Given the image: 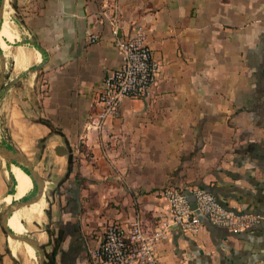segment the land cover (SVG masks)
<instances>
[{
	"label": "crops",
	"instance_id": "obj_1",
	"mask_svg": "<svg viewBox=\"0 0 264 264\" xmlns=\"http://www.w3.org/2000/svg\"><path fill=\"white\" fill-rule=\"evenodd\" d=\"M9 1L15 33L3 20L4 82L23 78L0 98L9 127L0 148L6 141L33 162L44 199L52 189L41 239L48 254L56 248V264H93L109 223L166 218L167 186L210 190L261 221L236 233L201 216L195 236L175 226L158 246L162 264H264V0ZM135 22L163 62L154 96L125 99L103 130L87 129L96 90L121 64L117 39ZM35 204L32 212L43 209ZM0 264H20L1 227Z\"/></svg>",
	"mask_w": 264,
	"mask_h": 264
},
{
	"label": "built area",
	"instance_id": "obj_2",
	"mask_svg": "<svg viewBox=\"0 0 264 264\" xmlns=\"http://www.w3.org/2000/svg\"><path fill=\"white\" fill-rule=\"evenodd\" d=\"M119 21L120 13L115 10L112 24L116 35ZM117 46L121 64L107 73L96 90L95 112L87 129L103 130L108 118L119 114L125 99L148 100L154 96L163 62L154 56L146 41L145 25L135 22L126 35L117 39ZM187 191L192 193L193 200ZM162 195L168 203V216L156 224L141 218L128 224L109 223L100 244L90 250L93 264H162L159 244L168 239L175 226L192 236L200 234L205 228L201 216L236 233H243L261 221L259 215L223 205L213 192L201 187L189 186L186 190L167 186Z\"/></svg>",
	"mask_w": 264,
	"mask_h": 264
},
{
	"label": "rangeland",
	"instance_id": "obj_3",
	"mask_svg": "<svg viewBox=\"0 0 264 264\" xmlns=\"http://www.w3.org/2000/svg\"><path fill=\"white\" fill-rule=\"evenodd\" d=\"M1 1L2 0H0V4H1ZM4 11H5L4 12V19H7L10 22L11 27H12V31L14 32V30H15V23H14L15 20H14L13 12L11 11V4H10L9 0H5V9H4ZM5 21L6 20H4V25H5ZM5 31L8 32V29L5 28ZM8 50H11V48L6 49V51H8ZM0 69H1V61H0ZM7 83H9V82H7ZM2 93L3 92H1V94H0V98H1ZM0 106H1V104H0ZM3 117H4V115L0 111V130H1V133H2L3 138H4V136L6 137V135L9 136V127L7 125V122L4 121ZM5 145H6L5 147L9 146L8 143L6 144V141H5ZM13 163H16V161L8 160V159H6V158H4L3 156L0 155V212L3 210V208L5 207L6 204H10V203H8V195L10 193H12L13 190H14V184H15L14 179H15V176H16L20 166L16 165V164H13ZM17 183L18 184L16 186H18V187L22 186V183L21 184L19 183V179H18ZM36 191H37V188L35 186V190H33L32 193L28 194L27 197L34 195ZM23 193H24V195H26V193L21 190V195L22 196H23ZM51 193H52V189H51V187L49 185V188H48V190L46 192V195H45V198H46V201H47L46 208H45V218L41 222L42 223L41 225L37 223V222L40 221V219L37 220V222H35V225H33L34 222L29 223V222L25 221L24 218L22 219V216L24 214L23 211H25L26 207L30 206V204L27 203V204H25L23 206L22 209L15 210V211H13V210H5L4 211V215H5V217H6L7 221H8L9 228L13 232H15L17 234H22V235H28L29 234V235L33 236L34 238L38 239L39 236L41 235V233L47 227V224L45 223V221H47V215L49 214L48 213L49 212V207L51 205V203H50V200H51L50 199V195H51ZM4 196H5V201L3 200ZM22 199H24V197ZM17 200H21V199H17ZM11 203H13V194H12ZM36 206H37V204L34 203V205L32 204L30 207L34 208ZM14 212H17V215L21 218V220H22V222L24 224V228L27 231V233H25V234L21 233L19 227L17 226V224L15 223L14 219L11 216ZM0 227L3 229L4 233L6 234V237L9 239L13 249L16 251V253H17V255H18L19 259H20V264H36L37 263V257L40 258V256L37 255L38 253H36V257L35 258H34V253H33L32 257H29V255L27 254V251H26L27 248L31 249L29 244L25 243V242H22V241H18V240L12 239L8 235V233L4 230V228H3L1 217H0ZM39 242L44 246V251H45V253L47 255L51 251V248L48 247L47 238L46 239H41V240H39Z\"/></svg>",
	"mask_w": 264,
	"mask_h": 264
},
{
	"label": "water",
	"instance_id": "obj_4",
	"mask_svg": "<svg viewBox=\"0 0 264 264\" xmlns=\"http://www.w3.org/2000/svg\"><path fill=\"white\" fill-rule=\"evenodd\" d=\"M4 9H5V0H2L1 4H0V26L4 20V12H5ZM0 58H1L2 63H3V67H2V70L0 73V94H1V92L8 91L10 88H12L14 85H16L23 78V75L15 78L14 80L10 81L9 83H5L4 80H5L6 60H5L4 54L2 52H0ZM0 155L3 156L4 158L8 159V160L21 161L23 164H25L28 167V172L31 175V177L34 181V184L37 188V191L35 192L34 195L26 197V198L21 199V200H16L13 203L5 205L3 210L0 212L2 226H3L4 230L8 233V235L12 239L28 243L31 246L39 249L41 251V257H42L41 264H45L47 256H46V253L44 251V246L39 242V240L34 238L31 235H22V234H17L15 232H13L8 227L6 220L2 217L3 211H5V210L15 211V210L22 209L23 206L27 203L32 205L36 202H39L44 196L43 190H42L44 180L41 177V175L39 174V172L35 169L33 162L25 154H23L21 151L11 150L7 147H3L2 149L0 148Z\"/></svg>",
	"mask_w": 264,
	"mask_h": 264
},
{
	"label": "bare ground",
	"instance_id": "obj_5",
	"mask_svg": "<svg viewBox=\"0 0 264 264\" xmlns=\"http://www.w3.org/2000/svg\"><path fill=\"white\" fill-rule=\"evenodd\" d=\"M4 20H6L5 21V27L8 29V32L5 31V30L4 31L7 34L12 35L13 31H12V27H11L10 22L7 19H4ZM21 171L22 170H21V166H20L19 167V170H18V172H17V174L15 176V179H14V181H15L14 190H13L12 193H10L8 195V203H11L12 194H13V202H14V201H16L15 200V197L17 199H22L23 197L25 198V197H27V194H30V193L33 192V190H35V184L33 183V180L31 179V177L29 176V174L25 170H23L22 173H21ZM19 177H20V181L22 183V186L21 187L16 186L18 184L17 181H18ZM21 190L24 191L26 193V195L22 196L21 195ZM39 204L43 207V209H40L39 211H37V212L34 213V212H32L30 210V206H31L30 205V206H28V207L25 208V211H23L24 214L22 216V219L24 218L25 221L31 223V222H33V219H35L37 217V218L41 219V221H43V219L45 217V211L44 210H45L46 204H47L46 199L42 198L39 201ZM17 212H14L11 216L14 219L15 223L17 224V226L19 227L21 233H24L25 234L24 224H23L21 218L17 215ZM41 237H43V233H41L40 239H41ZM30 247H31L32 250L30 248H27V250H26L27 251V254L29 255V257H32V255L34 253V258H35L36 257V251H38V249L35 248V247H33V246H30ZM38 261H39V264H41L42 259L39 258Z\"/></svg>",
	"mask_w": 264,
	"mask_h": 264
},
{
	"label": "trees",
	"instance_id": "obj_6",
	"mask_svg": "<svg viewBox=\"0 0 264 264\" xmlns=\"http://www.w3.org/2000/svg\"><path fill=\"white\" fill-rule=\"evenodd\" d=\"M3 23V22H2ZM40 122L42 123H45L47 124L48 126L51 127V129L55 132H58L60 134H62L64 137V133L60 130V129H57L56 127H54V125L47 119H44V118H40L39 119ZM66 140V139H65ZM66 142L68 143V141L66 140ZM69 167H68V173H67V177L71 174V172H73L74 170V155H73V152L71 150L70 154H69ZM55 254H56V248L53 250L52 253L50 254H47V259H46V262L45 264H56V260H55Z\"/></svg>",
	"mask_w": 264,
	"mask_h": 264
}]
</instances>
